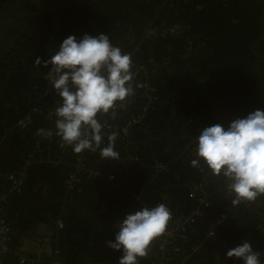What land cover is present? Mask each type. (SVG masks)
Listing matches in <instances>:
<instances>
[{
  "label": "trees",
  "instance_id": "trees-1",
  "mask_svg": "<svg viewBox=\"0 0 264 264\" xmlns=\"http://www.w3.org/2000/svg\"><path fill=\"white\" fill-rule=\"evenodd\" d=\"M101 33L130 54L134 74V94L97 116L105 144L116 133V160L75 153L56 135L60 98L36 63L68 36ZM257 109L264 0H0V188L3 176L25 172L21 192L0 203V264H33L44 239L56 256L41 264H118L106 242L120 220L161 203L172 245L160 248L162 234L140 264H241L225 253L242 241L264 262V195L233 205L222 175L191 166L202 128Z\"/></svg>",
  "mask_w": 264,
  "mask_h": 264
},
{
  "label": "clouds",
  "instance_id": "clouds-1",
  "mask_svg": "<svg viewBox=\"0 0 264 264\" xmlns=\"http://www.w3.org/2000/svg\"><path fill=\"white\" fill-rule=\"evenodd\" d=\"M36 63L49 68L47 82L60 98L55 108L56 135L75 153L99 149L102 158L118 159L116 133L105 144L106 125L97 116L109 114L134 94L130 54L114 46L109 34H84L79 39L68 36L50 59L43 64L36 59ZM39 132L52 135L44 129ZM194 154L192 167L203 164L213 175L226 179L233 205L255 201L264 195V110L234 119L227 127L218 123L202 128ZM171 218V210L163 203L127 212L106 246L121 252L118 264H140L151 242L165 232ZM225 256L241 264H264L261 253L247 241L229 249ZM40 257L33 264L44 263L48 256Z\"/></svg>",
  "mask_w": 264,
  "mask_h": 264
},
{
  "label": "built area",
  "instance_id": "built-area-1",
  "mask_svg": "<svg viewBox=\"0 0 264 264\" xmlns=\"http://www.w3.org/2000/svg\"><path fill=\"white\" fill-rule=\"evenodd\" d=\"M48 87L51 88V86L49 84H48ZM48 92H49L48 89H46V93H48ZM79 173H80L79 167L73 168V170L68 173L66 180L64 182V185H66V187H68V189L72 188V184L75 181H78L77 176ZM3 179H4L5 183H7L8 189L3 190L2 188H0V203H3L5 201V199L11 193H20L21 192V188H22L24 181H25V172L22 171L19 174H7V175L3 176ZM3 213H4V210L2 209V205H0V217ZM56 224L59 225V227H61L60 222H58ZM160 243H161L160 248H163L164 245H172L171 234L167 230H166V232L163 233V237H162ZM55 253H56L55 250H53L51 247H48V243H45L44 246H42V249H41L42 255H47L48 257H55L56 256ZM26 260H28V259H26ZM29 261L34 263L33 261H36V260H33L32 258H30ZM53 264H57V263L53 262Z\"/></svg>",
  "mask_w": 264,
  "mask_h": 264
},
{
  "label": "rangeland",
  "instance_id": "rangeland-1",
  "mask_svg": "<svg viewBox=\"0 0 264 264\" xmlns=\"http://www.w3.org/2000/svg\"><path fill=\"white\" fill-rule=\"evenodd\" d=\"M58 227H59V225H58ZM39 228H40V226L37 227L36 232L38 231ZM36 232H35V233H36ZM40 232H41V230H40ZM46 232H48V231H46ZM260 232H263V228L260 229ZM38 235H39V234H37L33 239L42 242L43 238L40 237V236H38ZM30 239H31V237H30V238H29V237H26V239L24 240V243L27 245V248L30 249V250H32V252H33V251H35L37 248H34V247H33V243H35V242L31 241ZM46 241H47V239H44V244H45ZM40 244H41V243H40ZM40 244H39V245H40ZM44 244H43V246H44ZM46 246H47V245H46ZM41 249H42V248H40V250H38V252L32 254V259H33V260H37V259L40 257ZM33 262H35V261H33Z\"/></svg>",
  "mask_w": 264,
  "mask_h": 264
},
{
  "label": "water",
  "instance_id": "water-1",
  "mask_svg": "<svg viewBox=\"0 0 264 264\" xmlns=\"http://www.w3.org/2000/svg\"><path fill=\"white\" fill-rule=\"evenodd\" d=\"M257 42V41H256Z\"/></svg>",
  "mask_w": 264,
  "mask_h": 264
}]
</instances>
